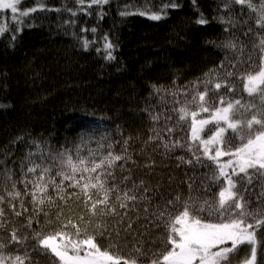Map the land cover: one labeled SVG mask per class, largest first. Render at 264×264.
Returning <instances> with one entry per match:
<instances>
[{
    "label": "trees",
    "instance_id": "obj_1",
    "mask_svg": "<svg viewBox=\"0 0 264 264\" xmlns=\"http://www.w3.org/2000/svg\"><path fill=\"white\" fill-rule=\"evenodd\" d=\"M44 3L62 11L45 9L25 18V25L32 26L24 27L14 47L10 46V33L17 25L11 20L10 10L0 13V27L6 29L0 35V173L7 169V174L17 182V189L23 192V185L19 183L21 168L27 163L28 153L35 151L33 141L45 152L51 149L55 153L64 148L75 152L80 146L84 152L89 148L99 149L105 155L109 151L107 144L112 143L113 154L122 155L124 145L118 141L131 137L127 147L135 165L130 163L128 170L137 184L143 181L150 191H155L147 202L138 200L130 205L123 222L103 221L111 235L98 238V243L102 251L134 259L137 264H151L169 250L166 225L155 220L153 214L178 195L181 205L190 197L193 203L203 204L211 200L218 187L211 180L215 166H178L176 157L190 156L186 150L165 153L163 147L147 143L154 125L145 109L151 108L154 115L168 113L172 117L169 126L175 124L178 116L172 111L174 100H183L185 89L194 86L202 89L208 75L225 60V55L229 57L228 63L236 65L235 69H227L234 72L235 79L230 78V82L237 88L236 96L243 94L247 98L241 81L259 70L264 57L256 47L259 39L241 35L247 26L232 30L231 36L224 31L226 25L220 17L227 20L228 14L222 0H195V4L193 0H175L179 7H169L165 12L161 9L170 0H109L102 6V20L98 15L100 6L89 9L91 15L79 12L72 18L66 9L81 7L74 0H44ZM87 3L85 0V6ZM126 5L130 11L158 13L163 18L155 21L141 15L121 17L119 12ZM20 7H39V0H26ZM238 8L233 6L231 13L237 21L240 14L235 9ZM201 16L207 24L196 23ZM70 19L75 20L74 26L65 25V20ZM84 27H96L97 32L82 34L80 29ZM105 33L116 45L114 60H105V53L96 51L102 47L100 41ZM83 35L89 40L95 37L98 43L84 51L80 46ZM228 38H234L240 48L234 60L232 52L224 53L217 47ZM154 87L160 91L155 92ZM174 93L178 95L174 97ZM179 107L181 104L176 103L175 108ZM184 124L176 126L174 138L185 134ZM210 127H206L203 136L209 134ZM19 137H23V142L17 143ZM146 164L152 167L145 168ZM52 167L55 169L56 165ZM127 174L125 171L124 175ZM120 177L117 166V180ZM260 192L261 185L254 182L247 193L249 210L255 213H264V196ZM25 207L29 209L25 216L7 214L8 223L0 229V240H7L6 232L13 228L27 240L18 248L5 249L4 254L23 256L26 250L33 264H52L48 256L33 251L34 233L25 231L24 227L27 216L32 214L27 200ZM71 207L79 213L80 206L72 204ZM45 209L48 217L41 215L33 227L46 234L53 230L56 207L46 205ZM92 223L100 221L93 218ZM258 238L264 237L258 234ZM245 255L242 246L232 264H239ZM257 259L258 264H264V249H258Z\"/></svg>",
    "mask_w": 264,
    "mask_h": 264
},
{
    "label": "snow or ice",
    "instance_id": "obj_2",
    "mask_svg": "<svg viewBox=\"0 0 264 264\" xmlns=\"http://www.w3.org/2000/svg\"><path fill=\"white\" fill-rule=\"evenodd\" d=\"M25 2L0 0V13L10 10L11 20L17 25L10 33L11 47L15 46L24 27L32 26L30 23L25 25V18L32 13L45 9L62 11L61 8L47 7L44 0H39V7L21 8ZM74 3L81 7L77 10L67 8L70 17H77L79 12L91 15L89 9L95 5L101 7L98 15L102 20V6L107 5L109 0H88L86 6L85 0H74ZM222 3L228 14L227 20L220 17L226 25L224 31L231 36L232 30L247 26L241 35L248 39L256 36L259 39L256 47L264 53V0H222ZM233 6H239L235 9L240 14L239 21L231 15ZM169 7L175 9L179 5L175 0H170V3L163 5L161 12ZM128 9L126 5L119 15H141L155 21L163 18L158 13ZM250 21H254V24ZM64 23L74 26L75 20H65ZM196 23L205 25L208 21L201 16ZM5 31L4 27H0V35ZM80 31L82 34L89 31L94 34L97 28L84 27ZM97 43L95 37L89 40L87 35L80 39L84 51ZM100 43L102 47H97L96 51H103L105 60H114L116 45L107 33ZM217 47L224 53L232 52L233 60L235 52L240 51L234 38L225 39ZM228 60L229 57L225 55V60L208 75L202 89L198 86L185 89L184 99L174 100L172 111L178 116L175 124L169 126L172 117L168 113L154 115L151 108L145 109L154 125L147 143H155L157 148L163 147L165 153H172L176 149L186 150L190 156L187 159L184 155L176 157L178 166H215L211 180L218 187L211 200H205L203 204L193 203L190 197L181 205L178 195L153 214L155 220L166 225L169 250L151 264H232L242 246L246 255L239 264H258V249H264V238H258V234L264 237V213L250 211L247 196L254 182L261 185L260 196H264V57H261L256 74H249L246 81H241L242 92L247 93V98L243 94L236 96L237 88L230 82V78L235 79L234 72L227 71L229 68L235 69L236 65L228 63ZM221 72L223 75H220ZM154 91L158 93L160 89L154 87ZM176 95L178 93L173 94L174 97ZM176 103L181 107L175 108ZM202 114H207V118ZM181 122H185V134L174 138L176 126ZM157 124L161 126L156 127ZM209 125V134L205 137L202 133ZM130 141L131 137L118 141L124 145L122 155L113 154L112 143L107 144L109 151L105 155L99 149L89 148L84 152L80 146L76 147L75 152L69 148L55 153L51 149L45 152L33 141L35 151L28 153L27 163L22 164L21 168L19 183L23 185V192L17 189V182L7 174V169L0 173V185H3L0 188V229L8 223V213L14 217L28 213L29 209L25 207L27 200L32 214L27 216L25 231L34 233L36 243L33 251L37 255L48 256L52 264H137L134 259L102 251L98 243V238L111 235L109 229L103 226V221L115 219L123 222L130 205H135L138 200L147 202L152 191H155H150L143 181L137 184L132 179L128 166L130 163L135 165V161L128 152ZM21 142L23 137L17 139V143ZM52 165H56L55 169ZM117 166L121 174L119 180L116 178ZM151 167L152 164L145 165V168ZM125 171L127 175H124ZM52 204L56 207V219L53 230L45 234L33 225L39 223L41 215L48 217L45 206ZM72 204L80 206L79 213L72 210ZM93 218L100 223L93 225ZM131 227L128 224L129 230ZM6 235L7 240H0V264H33L26 250L23 256L4 254L5 249L18 248L27 240L15 228Z\"/></svg>",
    "mask_w": 264,
    "mask_h": 264
},
{
    "label": "rangeland",
    "instance_id": "obj_3",
    "mask_svg": "<svg viewBox=\"0 0 264 264\" xmlns=\"http://www.w3.org/2000/svg\"><path fill=\"white\" fill-rule=\"evenodd\" d=\"M204 118H207V114H202ZM199 118V117H198ZM206 129V128H205Z\"/></svg>",
    "mask_w": 264,
    "mask_h": 264
}]
</instances>
